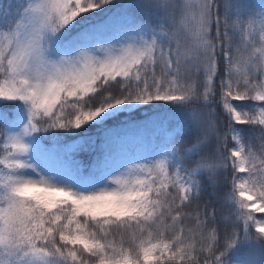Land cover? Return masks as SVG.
Segmentation results:
<instances>
[{"label": "snow or ice", "instance_id": "1", "mask_svg": "<svg viewBox=\"0 0 264 264\" xmlns=\"http://www.w3.org/2000/svg\"><path fill=\"white\" fill-rule=\"evenodd\" d=\"M0 264H264V0H0Z\"/></svg>", "mask_w": 264, "mask_h": 264}, {"label": "rangeland", "instance_id": "2", "mask_svg": "<svg viewBox=\"0 0 264 264\" xmlns=\"http://www.w3.org/2000/svg\"><path fill=\"white\" fill-rule=\"evenodd\" d=\"M257 215H261V214L258 213Z\"/></svg>", "mask_w": 264, "mask_h": 264}]
</instances>
